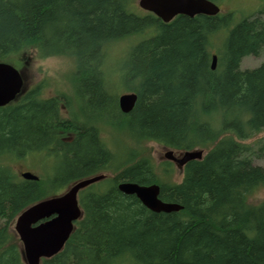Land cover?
<instances>
[{
	"label": "trees",
	"instance_id": "trees-1",
	"mask_svg": "<svg viewBox=\"0 0 264 264\" xmlns=\"http://www.w3.org/2000/svg\"><path fill=\"white\" fill-rule=\"evenodd\" d=\"M132 2L0 0V62L34 49L76 64L74 100L43 98L41 84L0 108V264H24L9 226L25 209L105 173L115 176L80 191L83 217L62 252L41 264H264V200L248 204L264 187V165L243 143L264 132V62L241 69L264 50V12L234 25L229 15L164 23L137 15ZM221 29L213 70L211 37ZM131 37L111 83L108 48ZM115 85L138 96L130 113L121 111ZM103 125L140 146L209 151L171 183L150 158L136 160L138 151L125 148L121 158L102 139ZM37 153L58 159L54 176L18 177L9 162ZM122 182L158 184L160 198L183 209L154 213L122 193Z\"/></svg>",
	"mask_w": 264,
	"mask_h": 264
},
{
	"label": "rangeland",
	"instance_id": "rangeland-1",
	"mask_svg": "<svg viewBox=\"0 0 264 264\" xmlns=\"http://www.w3.org/2000/svg\"><path fill=\"white\" fill-rule=\"evenodd\" d=\"M139 0H134L131 3L132 10L134 13L139 15H146L147 13L140 9ZM219 4L222 7V14H232L233 25L242 20L243 18L254 17L259 14V12H264V0H219ZM225 29L219 30L214 36L211 37L212 54L217 55V50L220 48L223 40L226 38ZM136 42L135 37L125 39L120 42H116L109 46L108 48V75L111 83H115L118 78V73L115 68H119L121 65V58H123L128 52L133 43ZM9 61V60H8ZM264 62V50L258 57L249 56L242 60L241 69H254ZM14 66L20 71L24 79V91L28 92L37 88L39 85L44 84L41 89V96L43 98H55L60 95L72 96L74 100V86L72 84V76L75 71V60L67 56H53L42 58L39 56L38 52L34 49H29L22 52L20 55L15 56L10 59V62H6ZM117 88L118 96L124 94L133 93L132 91L125 90L119 85H115ZM22 94V95H23ZM71 108L76 110L77 104L72 103ZM62 116L68 117V110L62 107ZM102 139L108 144V146L113 149L116 153L125 157L124 151L126 149H133L138 151L136 160L141 158H150V160L155 164V171L157 176L162 180L179 183L184 177V167L176 164L175 161L169 160L167 154L169 152H174V156L181 158L185 151L172 150L164 145H161L155 141H148L144 144L136 145L127 140L125 135H116L113 130L111 131L108 127L102 126ZM250 147L251 156L254 164L264 165V154L259 151L260 146L264 144V132L253 135L250 139L243 142ZM126 148V149H125ZM196 149L194 151H199ZM208 149H203L204 156L208 153ZM263 155V159H259L258 156ZM167 162H170L169 175L163 174L166 169ZM59 164L58 159L53 157H46L45 154L37 153L27 156L22 160L10 161L9 165L18 177L22 173L31 172L39 177L54 176L55 167ZM106 179L110 180L115 176L112 173H105ZM104 180V181H105ZM100 181V182H104ZM98 184V183H97ZM96 184V185H97ZM71 186L65 188L62 192L64 194L69 190ZM264 200V187L254 190L248 197V204L250 206L258 205ZM16 219L10 223V232L14 240H18L22 249V243L15 231ZM24 264H27L25 256L23 254Z\"/></svg>",
	"mask_w": 264,
	"mask_h": 264
},
{
	"label": "water",
	"instance_id": "water-1",
	"mask_svg": "<svg viewBox=\"0 0 264 264\" xmlns=\"http://www.w3.org/2000/svg\"><path fill=\"white\" fill-rule=\"evenodd\" d=\"M139 7L154 14L164 23H170L177 16L206 15L220 13L218 6L207 0H139ZM217 66V55L213 56L212 69ZM24 91V79L19 70L6 62H0V108L17 100ZM138 100L135 93L119 97V107L123 113H130ZM181 167L204 157L203 150L186 151L181 158L174 152L167 154ZM24 180L37 181L39 177L31 172L21 174ZM106 178L101 174L74 183L67 192L59 196L42 200L25 209L16 219L15 231L22 243V251L27 264H41L44 259H51L59 254L71 237L75 223L82 218L83 211L79 204L80 191ZM118 189L130 196H135L144 207L154 213H176L183 209L177 203L165 202L160 198L161 186L158 184L140 185L122 182Z\"/></svg>",
	"mask_w": 264,
	"mask_h": 264
},
{
	"label": "flooded vegetation",
	"instance_id": "flooded-vegetation-1",
	"mask_svg": "<svg viewBox=\"0 0 264 264\" xmlns=\"http://www.w3.org/2000/svg\"><path fill=\"white\" fill-rule=\"evenodd\" d=\"M207 1H209V2H212L213 4H215L216 6H218L219 7V9H220V13L218 14V15H216V16H206V15H200V16H204V17H208V18H222V17H225V16H232V14H230V13H228V14H222L221 12H222V7L220 6V4H219V0H207ZM141 9V8H140ZM143 10V9H142ZM144 12H146L147 14L146 15H139V14H137V15H139V16H141V17H146V16H148V15H154V14H152V13H149V12H147V11H145V10H143ZM155 16V15H154ZM182 16V15H181ZM184 16V15H183ZM177 17H179V16H177ZM177 17H175L174 19H176ZM195 17H199V16H195ZM194 17V18H195ZM189 18H191V17H189ZM244 19V18H243ZM231 20H233V16L231 17ZM241 21V20H240ZM238 23V22H237ZM103 175H105V174H103ZM37 176V175H36ZM106 176V175H105ZM39 177V176H38ZM88 178H90V177H88ZM106 178H104L103 180H105ZM98 183V182H97ZM97 183H95V184H97ZM94 185V184H93ZM92 186V185H91ZM90 187V186H89ZM85 190V189H84ZM79 196V195H78ZM79 198V197H78ZM79 204H80V202H79ZM83 211V210H82ZM82 217H83V215H82ZM18 218V217H17ZM16 218V219H17ZM81 220V219H80ZM62 252V251H61Z\"/></svg>",
	"mask_w": 264,
	"mask_h": 264
},
{
	"label": "bare ground",
	"instance_id": "bare-ground-1",
	"mask_svg": "<svg viewBox=\"0 0 264 264\" xmlns=\"http://www.w3.org/2000/svg\"><path fill=\"white\" fill-rule=\"evenodd\" d=\"M119 105V104H118Z\"/></svg>",
	"mask_w": 264,
	"mask_h": 264
}]
</instances>
